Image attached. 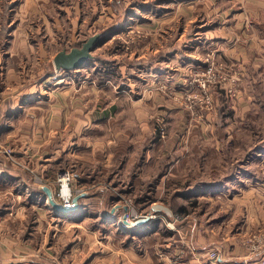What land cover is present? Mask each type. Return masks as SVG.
Masks as SVG:
<instances>
[{
    "label": "rangeland",
    "instance_id": "obj_1",
    "mask_svg": "<svg viewBox=\"0 0 264 264\" xmlns=\"http://www.w3.org/2000/svg\"><path fill=\"white\" fill-rule=\"evenodd\" d=\"M53 2L58 19L39 35L42 47L49 46L51 60L59 50L76 47L93 34H109L83 67L55 69L60 74L52 81L79 73L82 86L69 88L65 95L98 97L99 109L111 111L108 128H102L105 142L111 127L124 126L126 142L114 148L115 165L129 155L137 162L149 148L152 165L142 172L144 182L137 180L123 200L118 196L120 206L133 207L145 217L153 201L183 221L175 226L162 213H151L150 225L134 230L132 240L131 232L101 229L102 221L112 220L95 216L90 223L96 238L122 239L121 245L148 259L145 264H190L189 251L181 258L177 230L188 235L185 239L194 237L193 225L196 242L201 252L207 249L212 263L209 253L224 258L230 245L250 255L245 239L264 225V0ZM47 59L41 79L53 73ZM65 78L58 91L70 83ZM176 162L178 167L170 166L172 176L160 182L159 175ZM63 168L76 169L78 179L102 173L96 165L86 167L74 159L63 162L54 178ZM114 172L118 179L125 177L120 168ZM24 217L21 225H1L0 235L8 233V238L0 241L6 254L0 253V264H35L29 253L36 250L51 216L43 215L37 230L38 215L26 210ZM25 236L30 244L24 248L17 242ZM67 243L65 239L60 249Z\"/></svg>",
    "mask_w": 264,
    "mask_h": 264
},
{
    "label": "crops",
    "instance_id": "obj_2",
    "mask_svg": "<svg viewBox=\"0 0 264 264\" xmlns=\"http://www.w3.org/2000/svg\"><path fill=\"white\" fill-rule=\"evenodd\" d=\"M53 6V0H0V228L9 221L23 224L26 210L36 213L38 220L45 214L51 216L47 230L41 233L40 242L35 244L36 250L29 253L35 264H145L148 259L141 253L138 255L132 247L121 245L122 239L96 238L90 220L95 216L112 220L102 221L100 228L126 234L131 232L132 240L135 239L134 230L150 225L151 220L141 226L125 224L121 216L124 207L120 206L121 200L118 199V196L128 195L137 180L144 182L142 172L146 166L152 165L149 148L137 162L129 155L115 165L114 148L126 139L122 136L124 126L111 127V136L105 142L102 128H108L113 116L111 111L99 109L98 97L65 95L69 88L82 86L83 79L77 80L80 77L78 72L66 73L64 76L70 78V83L60 86L61 91L57 90L64 76L52 81L60 72L57 74L53 59L49 58V46L44 49L39 41L41 30L50 31L51 24L58 19L52 13ZM48 37L55 41L51 34ZM47 57L53 73L43 75L41 79L42 62L46 63ZM7 147L21 164L27 163L30 170L11 163L4 153ZM96 155L99 159L95 158ZM74 159L86 167L96 165L102 173L83 174L73 181V188H83L88 196L79 199L77 209L71 214L62 215L47 203L41 186L46 185L54 192V171L63 162ZM170 166L179 165L177 162L168 164V169L159 175L160 182H164L165 176H172ZM114 167L120 168L125 177L118 179ZM143 204H149L148 200ZM117 213L120 214L116 218ZM38 220L34 223L37 224L35 230L41 224ZM58 227L64 230L60 231ZM191 227L190 234L194 237L189 236L188 240L185 239L188 235L177 230V241L183 243L181 258H185L189 251L192 255L190 264H257L247 251L236 245H230L224 258L218 252L217 262L212 263L206 257L207 249L201 252L203 248L195 238L196 228ZM68 231L73 232L69 234ZM6 236L8 233L1 234L0 241L8 238ZM18 239L17 245L24 248L30 244L26 236ZM65 239L68 243L60 249L59 245ZM3 248L0 253L6 256Z\"/></svg>",
    "mask_w": 264,
    "mask_h": 264
},
{
    "label": "water",
    "instance_id": "obj_3",
    "mask_svg": "<svg viewBox=\"0 0 264 264\" xmlns=\"http://www.w3.org/2000/svg\"><path fill=\"white\" fill-rule=\"evenodd\" d=\"M99 38L100 34H93L83 41L78 47H71L69 50L63 48L56 52L53 57V65L55 69L57 71H72L83 67L88 60L93 58V51L100 43ZM41 190L44 192L46 201L50 207L62 215L71 214L75 209H77L79 205V199L88 196L84 192L75 194L72 198L73 205L71 207H65L56 201L52 190L48 186L42 185ZM124 210L126 211L127 207H124ZM150 212L162 213L168 220H171L175 226L181 225L183 223L182 220L177 219L175 214L168 206L162 205L160 203H153L151 205ZM150 214L146 215L145 217L135 219L132 223L128 221H124V223L134 226L144 225L151 220Z\"/></svg>",
    "mask_w": 264,
    "mask_h": 264
},
{
    "label": "built area",
    "instance_id": "obj_4",
    "mask_svg": "<svg viewBox=\"0 0 264 264\" xmlns=\"http://www.w3.org/2000/svg\"><path fill=\"white\" fill-rule=\"evenodd\" d=\"M4 153L11 163L27 168L26 164H21L20 161L15 158L13 151L10 148H5ZM79 177V172L74 168H63L57 172L55 176L56 190L54 198L58 201V203L65 207H71L73 205V196L84 192L82 188L74 189L72 186L73 181L77 180ZM36 181L41 183L39 177H36ZM121 200H123L122 197ZM141 217H144V215L137 213L133 207H129V209L122 214V221L132 223L135 219ZM244 245L248 248L250 256L255 259L257 264H264V225L258 232L250 233L246 237ZM209 254L212 259L217 261L219 256L218 252L211 251Z\"/></svg>",
    "mask_w": 264,
    "mask_h": 264
},
{
    "label": "trees",
    "instance_id": "obj_5",
    "mask_svg": "<svg viewBox=\"0 0 264 264\" xmlns=\"http://www.w3.org/2000/svg\"><path fill=\"white\" fill-rule=\"evenodd\" d=\"M108 34L109 32L104 30L100 33V38H99V41H104L107 37H108ZM82 44V42H79L77 46H80ZM41 193H42V190H41ZM143 201H146V200H143Z\"/></svg>",
    "mask_w": 264,
    "mask_h": 264
}]
</instances>
